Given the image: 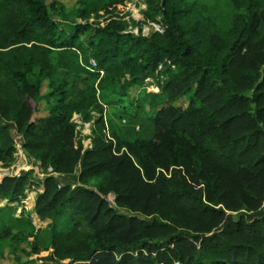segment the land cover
Returning <instances> with one entry per match:
<instances>
[{"label": "trees", "instance_id": "16d2710c", "mask_svg": "<svg viewBox=\"0 0 264 264\" xmlns=\"http://www.w3.org/2000/svg\"><path fill=\"white\" fill-rule=\"evenodd\" d=\"M143 1L162 33L134 21L129 32L125 0H75L68 14L0 0V164L19 142L50 168L33 210L71 224L50 223L51 252L32 264H264V0H223L236 11L226 29L199 0ZM151 76L159 92L143 88ZM73 114L90 123L91 147L75 142ZM37 184L33 169L0 179V200L15 204L0 207L10 251L39 253L2 216L20 221Z\"/></svg>", "mask_w": 264, "mask_h": 264}, {"label": "rangeland", "instance_id": "374dc122", "mask_svg": "<svg viewBox=\"0 0 264 264\" xmlns=\"http://www.w3.org/2000/svg\"><path fill=\"white\" fill-rule=\"evenodd\" d=\"M201 2H204L207 4L208 10L207 14L210 15V17L214 18L217 21V24H219L220 27L223 29L228 28L229 23L231 21L232 16L236 13L234 8L230 5L228 2H224L223 0H199ZM47 4L50 6H56L57 10L58 7H61L64 9L65 13H70L72 10V7L75 5V0H46ZM58 3V5H57ZM61 4V6L59 5ZM146 8V3L143 0H125L124 4L122 6H118L116 8V12L124 17L126 20V23L128 27H131L132 29H135L136 24L140 25V22L145 21L144 18V10ZM71 17H74L73 15ZM96 17L93 15L88 19L89 21H94ZM101 21V18L98 19ZM133 21L136 23H133ZM143 33L148 34L149 28L148 26H144ZM138 32V29H137ZM154 83H157L154 77H150ZM41 91H45V89L42 87ZM160 91V88H159ZM158 91V92H159ZM44 94V93H43ZM163 95L165 96V99L172 100L171 97H173V92H170V88H167L163 90ZM188 98L189 95L180 96L178 95L175 97L171 102L172 105L185 108L188 104ZM46 105L45 99L40 100L37 108L38 112L35 113V116L44 114V107ZM138 129V127H136ZM83 129H81L82 131ZM80 129L77 130V134L74 138L75 142L77 144H82L83 140L80 136ZM83 133V132H82ZM87 133V132H86ZM90 135V132L89 134ZM87 140V139H86ZM90 140V139H88ZM16 159L15 161L9 166V167H1L0 164V170L1 175L0 179H2L5 176H17L20 172L26 170V169H33L34 175L36 176V179L38 180V184L32 188L31 190L26 191V196H29L28 198L25 196L23 201V204L26 205V208H24V212L21 213V220L16 223L12 222V215L9 208H5L4 212L2 214L3 219L6 223H8L11 226H16L19 229H23L26 232L30 233L32 236L25 239V243H31L33 241V237H36V241L39 246V253L38 254H31L26 255V251L28 250L26 244H18L15 250L10 251L8 241L4 240L2 244L0 245V264H32L35 263H41L42 261L38 260L41 257L46 256L48 253L51 252V249L49 247V233L48 228L50 223L56 225L57 229H63L66 226H70V222L67 219V217L62 214L56 217L53 222L50 220H41L33 210L34 205V199L35 195L38 191V189L42 190V179L45 177V175L50 171L51 169L48 168L46 173L42 171V169L39 167V163L36 162L34 159L27 157L24 152L15 153ZM3 169V170H2ZM6 169V170H5ZM72 178L70 177H60L58 179V182L60 184H63L66 181H70ZM107 197V196H106ZM108 198L113 200V193L108 194ZM109 202V201H108ZM110 203V202H109ZM111 204V203H110ZM15 204H8L5 200H0V207H12L14 208ZM114 205V204H111ZM20 207V206H18ZM18 209V208H17ZM21 209L18 211L16 210V215H19ZM120 211L125 212L124 210L120 209ZM126 213V212H125ZM127 214V213H126ZM19 257L18 260L14 257ZM67 260L61 261L59 264L67 263ZM55 264V263H51Z\"/></svg>", "mask_w": 264, "mask_h": 264}, {"label": "built area", "instance_id": "2783aa9c", "mask_svg": "<svg viewBox=\"0 0 264 264\" xmlns=\"http://www.w3.org/2000/svg\"><path fill=\"white\" fill-rule=\"evenodd\" d=\"M145 25L148 26V28L150 29L149 32L153 31V32L162 33L164 31V26H163L162 22L160 21L159 17L156 20H145V21L140 22L141 32H142L143 35H146V34L143 33V30H145L144 29ZM127 30L129 32H132V33H137V26L135 27V29H132L131 27H128ZM89 63H90V67H88V69L94 70L95 67H96V62L91 58L89 60ZM161 68H162V65L160 64L158 66V70H160ZM100 73H102V71H100ZM159 79L160 80L163 79V76L160 75ZM143 88H145L147 91H152V92H158L159 91L158 84L154 83V81L150 77H148V78H146L144 80ZM72 121L74 123H76V130L83 129V128L84 129H89V127H90V123L89 122H83L78 114H73ZM88 134H89V132H88ZM15 147H16V152H18L20 154H21V152H23L19 142L15 143ZM88 147H91V143H88V144L84 143L83 149L88 148ZM113 197H114V195H113ZM106 199L111 204H114V198L112 200V199L108 198V195H107Z\"/></svg>", "mask_w": 264, "mask_h": 264}, {"label": "crops", "instance_id": "0c3cea01", "mask_svg": "<svg viewBox=\"0 0 264 264\" xmlns=\"http://www.w3.org/2000/svg\"><path fill=\"white\" fill-rule=\"evenodd\" d=\"M44 89H45V91H41V93H45V92H47V90H48V87H47V81L45 80L44 82H43V86H42ZM42 89V88H41ZM80 131H81V129H80ZM83 132V133H82ZM87 132V133H86ZM88 132H90V127H89V129H84L83 128V130L80 132V136L82 137V140L84 141L83 143H82V146L84 145V143L85 144H88V143H91V138H90V135H88ZM87 139V140H86ZM88 139H90V140H88ZM42 189V188H41ZM38 191H41L40 189H38ZM27 197V200H28V198H30L29 196H26ZM22 203H23V201H22ZM22 207H24V208H26V205H24L23 204V206H20V207H18V209L20 210V209H22ZM18 209H17V211H18Z\"/></svg>", "mask_w": 264, "mask_h": 264}, {"label": "bare ground", "instance_id": "6f19581e", "mask_svg": "<svg viewBox=\"0 0 264 264\" xmlns=\"http://www.w3.org/2000/svg\"><path fill=\"white\" fill-rule=\"evenodd\" d=\"M2 170H3V169H2ZM5 170H6V169H5ZM1 172H2V171L0 170V175H1Z\"/></svg>", "mask_w": 264, "mask_h": 264}]
</instances>
